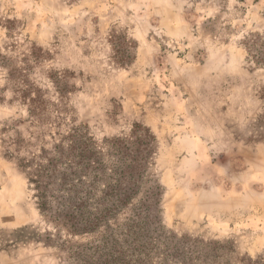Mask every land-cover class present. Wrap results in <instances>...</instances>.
Instances as JSON below:
<instances>
[{
	"label": "rangeland",
	"instance_id": "374dc122",
	"mask_svg": "<svg viewBox=\"0 0 264 264\" xmlns=\"http://www.w3.org/2000/svg\"><path fill=\"white\" fill-rule=\"evenodd\" d=\"M259 37L264 0H0V264H264Z\"/></svg>",
	"mask_w": 264,
	"mask_h": 264
},
{
	"label": "trees",
	"instance_id": "16d2710c",
	"mask_svg": "<svg viewBox=\"0 0 264 264\" xmlns=\"http://www.w3.org/2000/svg\"><path fill=\"white\" fill-rule=\"evenodd\" d=\"M264 37H259L258 39L255 40H251V42L249 41V46H247V49H249L250 51H255V54H253V58L255 59V62H257L258 65L260 66H264ZM250 55V53H249ZM264 97V95H263ZM33 102V101H32ZM31 102V104H32ZM262 124H264V113L261 116V121ZM263 129V128H262ZM142 153V152H140ZM145 156H134L128 160V162L126 163L127 168L125 169V171L128 173L127 175H123L124 177V182H127L128 185V190H132V194L135 195V191H134V187L137 186L138 180L135 177L138 174V177L140 176V169H138V167L140 166L142 169L145 166ZM144 163V164H143ZM82 166L81 165H77V168L80 169ZM123 173V172H122ZM28 175H30V179L31 182L34 183L35 187H36V192H37V198L39 199V207L41 208L42 212L44 215L48 214V202L46 200L47 198V194L44 190V180L40 179V177L38 178V176H32V174L28 173ZM37 177V178H36ZM133 195L132 196H128L127 192H125L123 194V198L122 199V203H127L130 200L133 199Z\"/></svg>",
	"mask_w": 264,
	"mask_h": 264
}]
</instances>
